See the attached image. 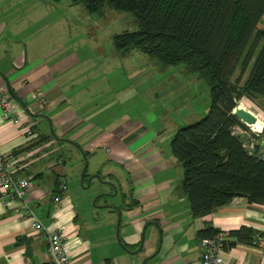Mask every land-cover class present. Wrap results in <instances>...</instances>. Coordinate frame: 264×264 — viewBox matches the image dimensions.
Returning <instances> with one entry per match:
<instances>
[{"label": "crops", "instance_id": "1", "mask_svg": "<svg viewBox=\"0 0 264 264\" xmlns=\"http://www.w3.org/2000/svg\"><path fill=\"white\" fill-rule=\"evenodd\" d=\"M31 17L20 11V0H0V91L13 97L21 115L15 124L0 108V155L13 156L16 176L30 179L22 203L43 228L31 226L20 201L0 205V264H52L46 230L57 227L81 241L71 264H199L198 232L208 226L220 233L242 226L264 232V204L244 197L192 216L182 167L170 147L180 127L174 123L165 136L158 118L150 117L155 121L148 126L132 119L134 89L127 77L122 84L121 59L128 61L134 50L120 54L113 44L114 53L103 55L93 46L88 51L86 28L50 19L24 27ZM126 65L125 75L132 76ZM38 92L46 98L43 107ZM27 127L34 136L26 134ZM84 152L92 176L112 183L119 195L111 203L106 194L102 217L93 209L84 212L69 192L77 190ZM62 180L65 191L59 189ZM117 207L125 248L116 236ZM142 237L140 256L126 250H137ZM220 255L223 264H264V248L252 244L224 248Z\"/></svg>", "mask_w": 264, "mask_h": 264}, {"label": "trees", "instance_id": "2", "mask_svg": "<svg viewBox=\"0 0 264 264\" xmlns=\"http://www.w3.org/2000/svg\"><path fill=\"white\" fill-rule=\"evenodd\" d=\"M78 1L89 13L109 7L135 17L137 30L113 36L120 54L137 50L165 65L184 64L207 82L211 98L207 113L178 128L170 143L182 167V188L192 216H206L235 197L264 204V159L249 154L242 138L232 133L237 125L247 129L233 114L238 101L264 100V0ZM237 70L239 75L232 80ZM258 105L264 108V101ZM253 135L255 152L264 150V129ZM88 177L86 172L83 184ZM219 233L208 226L198 238ZM256 234L262 232L247 226L230 230L224 248L252 244Z\"/></svg>", "mask_w": 264, "mask_h": 264}, {"label": "rangeland", "instance_id": "3", "mask_svg": "<svg viewBox=\"0 0 264 264\" xmlns=\"http://www.w3.org/2000/svg\"><path fill=\"white\" fill-rule=\"evenodd\" d=\"M20 11L27 15L33 14L31 21L25 23L24 27L27 25L34 27L50 19L54 21V25L55 23L59 26L70 25L83 30L86 28L87 33L84 35L87 36V43H89L88 51L92 50L93 46L103 55L114 53L112 41L115 34L138 29L137 20L131 13L109 7H104L98 13H89L78 0H20ZM128 58L125 63L121 59V73L123 85L126 77L133 84L134 90L131 92L133 106L130 110L132 119L148 126L150 121H155V118L153 120L150 118L154 116L158 118L159 125L163 124L164 135L167 136L174 131L172 128L174 123L178 127H183L205 116L211 98L208 84L201 75L189 71L184 64L165 65L137 50L132 51ZM252 63L253 60L250 66ZM126 64H130L129 70L132 76L125 75ZM248 73L249 69L243 74L241 84L247 78ZM238 75L239 70L236 71L232 80ZM262 101L264 100L257 99L256 102L243 97L238 101L237 106L243 105L245 109L253 111L264 126V108L258 105ZM121 103L124 102L121 101ZM169 139L166 140L167 146H169ZM81 172L82 170L80 175ZM86 172L92 176L94 173L92 164L87 166ZM80 175L76 182L77 190L71 189L69 192L73 196L74 203L81 206L84 212L88 213L93 209L96 211V216L102 217L101 204L106 194L110 195L106 201L119 202V195L114 193L113 186L93 177L89 186L85 187L80 184ZM142 252L140 250L136 254L140 256Z\"/></svg>", "mask_w": 264, "mask_h": 264}, {"label": "built area", "instance_id": "4", "mask_svg": "<svg viewBox=\"0 0 264 264\" xmlns=\"http://www.w3.org/2000/svg\"><path fill=\"white\" fill-rule=\"evenodd\" d=\"M36 100L41 107L45 106L47 101L42 92L36 93ZM0 108L6 120L15 124L21 122V115L18 106L13 97L6 91H0ZM254 113L253 111H251ZM255 114V113H254ZM256 115V114H255ZM257 116V115H256ZM257 119L260 118L257 116ZM241 121V120H240ZM242 122V121H241ZM243 123V122H242ZM246 125V124H245ZM247 129L240 126H234L232 133L242 138L244 146L249 154H256L259 158L264 159V150L255 152L256 138L253 134L259 135L264 129L261 125L256 130L253 125H246ZM26 134L29 137L35 135L31 127L26 128ZM61 163V159L57 160ZM16 163L13 156L3 157L0 155V205L6 206L10 201L16 200L22 203L23 196L30 187V179L28 177H18L15 174ZM66 181L62 180L59 189L66 190ZM23 210L31 218V226L34 229L43 228L42 223L35 216L33 211L24 203L21 204ZM48 252L50 254L52 264H71L72 250L76 243H81L78 238H68L62 227L55 229H47ZM226 233H219L214 237L199 239L200 258L199 264H223L221 251L224 249V239ZM252 245L264 248V232L256 234Z\"/></svg>", "mask_w": 264, "mask_h": 264}, {"label": "water", "instance_id": "5", "mask_svg": "<svg viewBox=\"0 0 264 264\" xmlns=\"http://www.w3.org/2000/svg\"><path fill=\"white\" fill-rule=\"evenodd\" d=\"M11 92V91H10ZM21 103H22V105L24 106V108H25V110L28 112V108L26 107V105L21 101ZM233 114L239 119V120H241L244 124H246V125H253V124H255L256 122H257V116L254 114V113H252L250 110H247V109H245V108H242V107H240V106H236L235 107V109L233 110ZM82 155H83V157H84V159H85V164H84V166H83V169H82V172H81V175H80V183H81V185L82 186H89V183H90V180L93 178V177H97L98 179H100V180H102L101 179V177H100V175L99 174H96V175H94V176H89L88 178H87V185H84L83 184V180H84V178H85V174H86V170H87V166H88V160H87V158H86V155H84V153H82ZM103 181V180H102ZM108 183H110V182H108ZM112 186H113V188H114V185L112 184V183H110ZM116 189H115V191H114V193L116 194ZM110 194V193H109ZM108 195V194H107ZM117 212H118V220H117V226H116V236H117V239H118V241L120 242V239H119V227H120V221H121V210L117 207ZM143 237H142V240H141V244H140V246H139V248L137 249V250H134V251H130L129 249H126L128 252H130V253H137L141 248H142V246H143ZM120 244H121V246H123L122 245V243L120 242ZM124 247V246H123ZM125 248V247H124Z\"/></svg>", "mask_w": 264, "mask_h": 264}, {"label": "bare ground", "instance_id": "6", "mask_svg": "<svg viewBox=\"0 0 264 264\" xmlns=\"http://www.w3.org/2000/svg\"><path fill=\"white\" fill-rule=\"evenodd\" d=\"M240 107L244 108L243 105H240ZM261 122L260 120H257V122L255 124H253V127L256 129V130H259L261 128Z\"/></svg>", "mask_w": 264, "mask_h": 264}]
</instances>
